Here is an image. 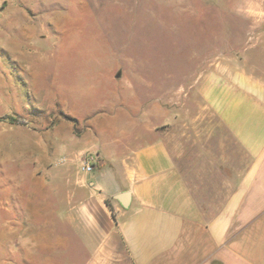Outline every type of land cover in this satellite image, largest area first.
Segmentation results:
<instances>
[{
  "label": "crops",
  "instance_id": "1",
  "mask_svg": "<svg viewBox=\"0 0 264 264\" xmlns=\"http://www.w3.org/2000/svg\"><path fill=\"white\" fill-rule=\"evenodd\" d=\"M41 4L0 0V49L6 50L9 40L37 39L34 28L19 30L41 22ZM11 26L17 34L10 33ZM255 38L264 40V34ZM259 68L245 60L218 62L197 81L203 109L243 155L227 173V195L210 217L176 166L184 150L173 139L178 119L170 109L152 102L132 113L137 108L130 103L127 114L116 107L120 98L105 96L104 86L101 98L91 96L80 113L69 112L66 102L62 108L70 120L59 118L43 134L50 140L39 143L42 185L32 202L39 221L30 239L18 241V258L11 264H264V70ZM84 154L98 158L91 174L80 170Z\"/></svg>",
  "mask_w": 264,
  "mask_h": 264
},
{
  "label": "rangeland",
  "instance_id": "2",
  "mask_svg": "<svg viewBox=\"0 0 264 264\" xmlns=\"http://www.w3.org/2000/svg\"><path fill=\"white\" fill-rule=\"evenodd\" d=\"M37 11L41 22L19 30L34 28L37 39L0 49V264L18 258V241L39 221L32 202L42 185L39 143L50 140L43 134L70 120L67 103L80 113L103 86L127 114L130 103L142 113L153 102L177 116L176 166L202 213L217 212L243 155L203 109L197 81L218 62L264 70V40L255 38L264 34V0H42Z\"/></svg>",
  "mask_w": 264,
  "mask_h": 264
},
{
  "label": "built area",
  "instance_id": "3",
  "mask_svg": "<svg viewBox=\"0 0 264 264\" xmlns=\"http://www.w3.org/2000/svg\"><path fill=\"white\" fill-rule=\"evenodd\" d=\"M79 161L81 172L91 174L95 170V166L98 163V158L95 154H84L79 158Z\"/></svg>",
  "mask_w": 264,
  "mask_h": 264
},
{
  "label": "trees",
  "instance_id": "4",
  "mask_svg": "<svg viewBox=\"0 0 264 264\" xmlns=\"http://www.w3.org/2000/svg\"><path fill=\"white\" fill-rule=\"evenodd\" d=\"M4 119H7L11 124H16V125L26 124V121L24 119L17 117L5 116Z\"/></svg>",
  "mask_w": 264,
  "mask_h": 264
},
{
  "label": "water",
  "instance_id": "5",
  "mask_svg": "<svg viewBox=\"0 0 264 264\" xmlns=\"http://www.w3.org/2000/svg\"><path fill=\"white\" fill-rule=\"evenodd\" d=\"M116 77H118V76H116Z\"/></svg>",
  "mask_w": 264,
  "mask_h": 264
}]
</instances>
